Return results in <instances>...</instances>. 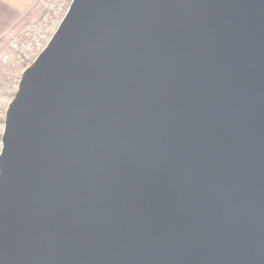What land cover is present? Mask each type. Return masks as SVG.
Segmentation results:
<instances>
[{"label": "water", "instance_id": "water-1", "mask_svg": "<svg viewBox=\"0 0 264 264\" xmlns=\"http://www.w3.org/2000/svg\"><path fill=\"white\" fill-rule=\"evenodd\" d=\"M0 142V264H264V0H72Z\"/></svg>", "mask_w": 264, "mask_h": 264}, {"label": "built area", "instance_id": "built-area-1", "mask_svg": "<svg viewBox=\"0 0 264 264\" xmlns=\"http://www.w3.org/2000/svg\"><path fill=\"white\" fill-rule=\"evenodd\" d=\"M72 0H34L41 14L9 36L0 49V81L5 68L23 70L46 47Z\"/></svg>", "mask_w": 264, "mask_h": 264}, {"label": "crops", "instance_id": "crops-1", "mask_svg": "<svg viewBox=\"0 0 264 264\" xmlns=\"http://www.w3.org/2000/svg\"><path fill=\"white\" fill-rule=\"evenodd\" d=\"M34 5V0H0V49L11 33L17 29L21 19L34 12ZM6 69L4 70L6 71ZM2 80L0 82H3ZM2 131L3 126L0 129V134Z\"/></svg>", "mask_w": 264, "mask_h": 264}, {"label": "rangeland", "instance_id": "rangeland-1", "mask_svg": "<svg viewBox=\"0 0 264 264\" xmlns=\"http://www.w3.org/2000/svg\"><path fill=\"white\" fill-rule=\"evenodd\" d=\"M42 11H43V7L40 4L35 3L34 12H32L31 15L29 16L23 17L19 22V24L17 25V29L15 31L19 30L25 24L36 19L41 14ZM21 72L22 70L20 69H14V70L6 69V71L5 70L2 71V78L4 79L2 80L3 82H0V129L3 126L4 113L7 108V105L9 101L12 99L15 91L17 90V84H18V80L20 79ZM0 149H1V142H0Z\"/></svg>", "mask_w": 264, "mask_h": 264}]
</instances>
